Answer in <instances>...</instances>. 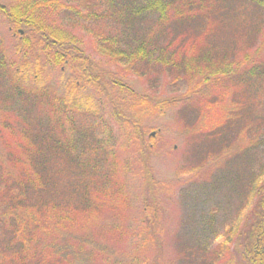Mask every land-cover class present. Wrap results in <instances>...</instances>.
I'll return each mask as SVG.
<instances>
[{
	"label": "trees",
	"instance_id": "16d2710c",
	"mask_svg": "<svg viewBox=\"0 0 264 264\" xmlns=\"http://www.w3.org/2000/svg\"><path fill=\"white\" fill-rule=\"evenodd\" d=\"M94 1L92 9V0H0L11 39L0 37V264H148L162 238L150 164L162 129L151 118L169 109L179 140L162 138L164 147L179 141L195 152V180L203 164L233 158L238 204L252 203L236 237L230 232L214 251L196 246L191 258L201 251L210 262L202 264H233L235 242L242 264H264V116L247 146L243 134L230 139L252 126L264 93V42L251 48L261 27L227 32L230 2L246 0ZM247 1L264 13V0ZM63 20L108 22L116 37H103V51L125 71L159 67L181 92L136 90L88 56ZM129 182L140 188L134 204Z\"/></svg>",
	"mask_w": 264,
	"mask_h": 264
},
{
	"label": "rangeland",
	"instance_id": "374dc122",
	"mask_svg": "<svg viewBox=\"0 0 264 264\" xmlns=\"http://www.w3.org/2000/svg\"><path fill=\"white\" fill-rule=\"evenodd\" d=\"M94 3H96L94 0L90 2L92 9L96 7ZM230 3L237 18L233 19L235 16L229 18L231 21L227 32L242 33L243 30L248 32L256 26V28L261 27L260 30H256V39L251 48L262 44L264 42V13L255 12L251 7L252 4L247 0ZM63 23L80 44L74 39L75 43L81 45L88 56L96 60L104 70L120 72L123 79L141 93L149 94L152 97L168 98L181 92V85L173 83L171 76L159 67H144V69L137 67L125 71L122 64L103 51L100 46H108L102 40L103 37H116L108 22L91 20L85 22L84 26L73 24L68 20H63ZM0 37L4 45H10V35L2 26H0ZM115 48L116 46L113 45V49ZM256 101L252 108V126L245 132L233 131V136L230 138L239 143L238 138L243 134L241 146H247L251 138H256L255 129L259 127V123L255 117L264 116V93L257 96ZM105 111L106 118L113 130L116 152L122 158L125 153L120 147L123 138L119 133L118 122L113 117L108 105ZM174 112L169 109L164 114L151 118V123L162 129V137L158 140L157 147L150 157L152 174L159 184V188L154 191L156 192L155 200L160 202L162 210L160 224L162 238L155 246H150L146 259L149 261L148 264H202L199 262L201 257L204 262H209L208 252L203 254L198 251L200 257L191 258V250H194L196 246H202L206 250L214 251L217 249L219 239H224L235 230L236 237L240 227L251 217L252 203L242 210L241 205L238 204L239 186L234 179L233 158L224 164L219 162L203 164L202 167L206 173L200 172L198 176L201 178L195 180L191 177L192 171H190L200 163V160L194 156L195 152L191 151L187 144L179 141L173 147H164L162 138L165 140L176 137L179 140V122ZM127 188L129 200L134 204V199L138 197L140 188L133 182H129ZM128 211L131 212L132 209L128 208ZM235 241L237 242V240ZM231 246L230 256L233 257V264H242L235 242Z\"/></svg>",
	"mask_w": 264,
	"mask_h": 264
}]
</instances>
